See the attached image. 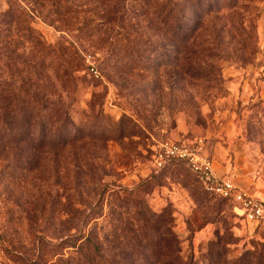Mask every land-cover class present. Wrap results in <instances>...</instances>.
I'll list each match as a JSON object with an SVG mask.
<instances>
[{
	"label": "rangeland",
	"instance_id": "374dc122",
	"mask_svg": "<svg viewBox=\"0 0 264 264\" xmlns=\"http://www.w3.org/2000/svg\"><path fill=\"white\" fill-rule=\"evenodd\" d=\"M68 2L0 0V76L14 87L30 66L26 98L43 99L22 108L34 143L47 131L36 165L0 156V264H82L87 236L95 264H264L263 226L184 164L156 165L162 143L200 146L264 198V0L212 2L188 43L147 26L140 0L115 16L110 0Z\"/></svg>",
	"mask_w": 264,
	"mask_h": 264
},
{
	"label": "trees",
	"instance_id": "16d2710c",
	"mask_svg": "<svg viewBox=\"0 0 264 264\" xmlns=\"http://www.w3.org/2000/svg\"><path fill=\"white\" fill-rule=\"evenodd\" d=\"M54 1L57 5L59 4V14L67 12L68 10H72V5L68 2V0ZM88 1H96L99 3L100 7L105 6V0ZM124 1L125 0H110L111 4L105 9L106 16L111 14L115 16L117 13L120 14L121 8L123 9ZM219 1L224 0H140L141 7L138 9V12H140L141 15H145L146 17L149 15V23H147V26L150 25V20L152 22L154 21V24L156 25L164 26L163 28L168 26L172 32V41H176L180 38L184 39L185 43H188L190 40L194 41L193 34L197 29L200 28L202 11L204 10L205 13L207 12L208 14L213 13L215 6L211 5V3L215 2V5H217ZM228 1L229 3H235L239 1H248L249 3L252 2V0ZM189 4L194 8L193 17L191 19H187L186 14ZM233 7L234 5L228 6L227 8L232 9ZM217 10L219 11L220 9ZM73 11L75 13H85V11L79 7L75 8ZM185 17L187 19L186 24H189V28L186 31H181V29H183V25L180 23V21L182 19L185 20ZM107 18L110 19L109 17ZM197 39L200 40L201 43L203 42L200 36H197ZM18 70L21 75H19L18 81L14 87H12L10 83H7V79H2L0 76V156H7L9 153L18 155L20 157L25 155V161L32 165L33 163H37L40 158L41 151L45 145L44 139L47 138V131H40L38 138H41V140H37V142L34 143L32 139L34 137L35 130L30 127V125H32V116L28 110L23 109L22 107L24 104L31 102L39 105L43 99V96L34 94L31 95L29 99L26 98L28 93L27 90L31 89V86L34 85V81L30 83V80L26 77L30 72V66L27 63H24L22 60L18 63ZM42 108H45V106ZM47 146H49L50 150L54 151L57 147V144L53 141ZM192 175L196 179L193 173ZM207 193L232 203L228 199L213 193ZM240 218L242 219V217ZM257 225L264 227L263 224ZM171 241L172 245L176 242L173 235ZM136 246H139V244L137 243ZM76 250L83 255L82 264H95L94 257L92 258L91 256L102 253V247L100 243L94 241L89 236L85 237V239L77 246ZM90 252L92 254H90ZM175 264H181L178 261L177 255Z\"/></svg>",
	"mask_w": 264,
	"mask_h": 264
},
{
	"label": "built area",
	"instance_id": "2783aa9c",
	"mask_svg": "<svg viewBox=\"0 0 264 264\" xmlns=\"http://www.w3.org/2000/svg\"><path fill=\"white\" fill-rule=\"evenodd\" d=\"M166 161L184 164L206 191L230 200L236 214L246 223L264 225V198H258L239 187L231 176L217 174L212 160L202 152L200 146L162 143L158 148L156 165L162 167Z\"/></svg>",
	"mask_w": 264,
	"mask_h": 264
},
{
	"label": "crops",
	"instance_id": "0c3cea01",
	"mask_svg": "<svg viewBox=\"0 0 264 264\" xmlns=\"http://www.w3.org/2000/svg\"><path fill=\"white\" fill-rule=\"evenodd\" d=\"M254 196H256V197H258V198H262V197H259V196H257V195H255V193H253V192H251Z\"/></svg>",
	"mask_w": 264,
	"mask_h": 264
}]
</instances>
